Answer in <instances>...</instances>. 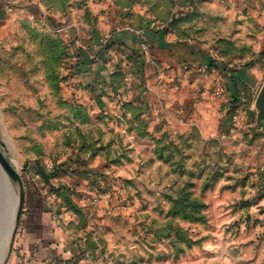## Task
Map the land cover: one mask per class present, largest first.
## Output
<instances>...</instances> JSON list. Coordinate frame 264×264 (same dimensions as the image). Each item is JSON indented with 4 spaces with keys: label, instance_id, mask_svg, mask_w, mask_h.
I'll return each mask as SVG.
<instances>
[{
    "label": "rangeland",
    "instance_id": "1",
    "mask_svg": "<svg viewBox=\"0 0 264 264\" xmlns=\"http://www.w3.org/2000/svg\"><path fill=\"white\" fill-rule=\"evenodd\" d=\"M12 10L33 15L0 51L1 147L23 182L22 218L52 213L84 264H256L264 0H16ZM134 24L188 57L163 64L146 35L139 54L125 52L118 35ZM84 54L108 71L101 93L80 70Z\"/></svg>",
    "mask_w": 264,
    "mask_h": 264
},
{
    "label": "crops",
    "instance_id": "2",
    "mask_svg": "<svg viewBox=\"0 0 264 264\" xmlns=\"http://www.w3.org/2000/svg\"><path fill=\"white\" fill-rule=\"evenodd\" d=\"M14 2H16V0H0V51L6 49V41L10 40V38L16 34L15 32L20 18H23V16H27L28 18L33 17L30 13L24 14L21 17L18 13H13L12 7ZM30 9L31 7L29 6L26 8V11L29 12ZM130 27L144 30L154 51L162 55L163 64H177L181 66L184 59L188 57L187 49L183 50L173 45L165 47L167 42L169 44V40L161 37V41L160 38H158L159 36L157 37V35L146 30V28L135 24L125 25L122 27V30L120 29L118 35L119 39L127 43L125 52H131V50L135 52L137 49L136 42L138 40V34L130 31ZM162 45L165 48L160 49ZM92 49H90V51H92ZM137 54L139 53L137 52ZM1 55L0 52V68L2 69L1 61L4 60V58ZM88 55L89 54L83 55L80 70L83 76H86L84 79H87L91 89L101 93L105 89L108 71L103 64L94 61L92 56ZM192 57H194V59L200 58L197 53ZM0 71L2 74L3 69ZM80 174L74 171L71 173V176L73 178H79ZM40 211H42L41 208L36 209V207H34L31 212L25 214L22 218L13 246L12 255L9 257L6 264H84V262L75 255L70 235L62 230L57 219L52 216V213L47 214L46 212ZM257 252L258 259L256 264H264V248L260 247ZM251 257L252 255L248 254L245 256V258Z\"/></svg>",
    "mask_w": 264,
    "mask_h": 264
},
{
    "label": "water",
    "instance_id": "3",
    "mask_svg": "<svg viewBox=\"0 0 264 264\" xmlns=\"http://www.w3.org/2000/svg\"><path fill=\"white\" fill-rule=\"evenodd\" d=\"M258 104L260 107V114L262 118L264 119V88L261 90V93L258 97ZM2 140L0 136V214H1V206H2V196L3 193L6 192V190L9 189V191L15 194V191L12 186V180L17 181L20 185V195H16V213L15 218L13 220V227L10 235L8 236L4 251L0 257V264H4L12 254L14 240L16 238L17 232L19 230V226L22 220V214L24 211L25 206V190L23 186V182L21 179V176L17 169L12 165L10 160L5 156L3 150H2Z\"/></svg>",
    "mask_w": 264,
    "mask_h": 264
},
{
    "label": "bare ground",
    "instance_id": "4",
    "mask_svg": "<svg viewBox=\"0 0 264 264\" xmlns=\"http://www.w3.org/2000/svg\"><path fill=\"white\" fill-rule=\"evenodd\" d=\"M11 196H13V197H15V199H16V195H14V194H12L10 191H9V189L8 190H6V192H4L3 193V196H2V199H3V202H2V206H1V214H0V230H2L3 228H2V226L4 225V223L6 222V220L8 219V218H10L11 220H12V222L10 223H8V229H9V234H8V236L10 235V233H11V231H12V227H13V220H14V218H15V213H16V211H15V209H16V202H15V206L13 207V209L11 208V210H12V216H5V214L4 213H6V211H5V206H7V201L9 202V197H11ZM4 205V206H3ZM10 210V209H9ZM8 213H9V211H8ZM3 214H4V216H3ZM7 226H6V223H5V225H4V229H7L6 228ZM8 233V232H7ZM6 233V234H7Z\"/></svg>",
    "mask_w": 264,
    "mask_h": 264
},
{
    "label": "built area",
    "instance_id": "5",
    "mask_svg": "<svg viewBox=\"0 0 264 264\" xmlns=\"http://www.w3.org/2000/svg\"><path fill=\"white\" fill-rule=\"evenodd\" d=\"M129 30L132 32H136L138 36H145V32L142 29H136V28L130 27ZM143 46L144 48H147V43L145 41L143 42Z\"/></svg>",
    "mask_w": 264,
    "mask_h": 264
}]
</instances>
